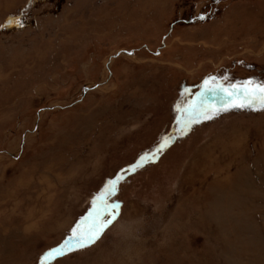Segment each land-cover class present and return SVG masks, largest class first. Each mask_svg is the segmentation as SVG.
Segmentation results:
<instances>
[{
    "label": "rangeland",
    "instance_id": "374dc122",
    "mask_svg": "<svg viewBox=\"0 0 264 264\" xmlns=\"http://www.w3.org/2000/svg\"><path fill=\"white\" fill-rule=\"evenodd\" d=\"M178 1L0 0V264H40L163 137L103 235L49 264H264V109L177 131L205 79L264 82V0L188 26Z\"/></svg>",
    "mask_w": 264,
    "mask_h": 264
},
{
    "label": "snow or ice",
    "instance_id": "6c2138e0",
    "mask_svg": "<svg viewBox=\"0 0 264 264\" xmlns=\"http://www.w3.org/2000/svg\"><path fill=\"white\" fill-rule=\"evenodd\" d=\"M9 23H19V21H9ZM228 79L227 76L223 77L224 81ZM201 88L202 91L198 94L200 99L193 101L183 109L186 119L178 121L180 126L177 131L180 135H185L193 123L211 119L222 111L234 108L259 107L264 109V82L248 79L225 84L217 81L216 77H209L204 80ZM185 91L187 92V89ZM209 95L220 97L221 103L218 107L211 101L205 102V98ZM172 139V137H163L155 149L145 152L130 169L122 170L114 178L108 179L103 191L94 198L93 207L86 218V223L73 227L70 235L59 245L50 248L40 258V264H49L50 261L62 258L68 253L93 245L118 215L121 203L115 197L119 191L118 186L124 179V173L143 167L146 161L154 162L158 155L172 142Z\"/></svg>",
    "mask_w": 264,
    "mask_h": 264
},
{
    "label": "flooded vegetation",
    "instance_id": "af4514ba",
    "mask_svg": "<svg viewBox=\"0 0 264 264\" xmlns=\"http://www.w3.org/2000/svg\"><path fill=\"white\" fill-rule=\"evenodd\" d=\"M179 3L184 4L181 9L183 12H187L189 8L192 9V16L188 18L189 21H187L188 19H179L175 21L176 24H178L179 21H182L187 26L189 24H195L196 22H202L204 24H207V22L212 21V19L214 20V18H216L217 16L220 17L219 15L223 14V9L227 5V3H224L222 0H179L175 4L177 10L176 15H178V10L180 7ZM200 3H202L203 6L201 9L199 8L198 11L197 8L200 6ZM198 4L199 6H196ZM196 13L198 15L195 16Z\"/></svg>",
    "mask_w": 264,
    "mask_h": 264
}]
</instances>
